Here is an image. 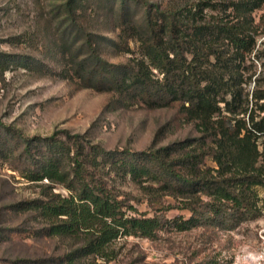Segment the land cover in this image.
Returning a JSON list of instances; mask_svg holds the SVG:
<instances>
[{"label": "trees", "instance_id": "16d2710c", "mask_svg": "<svg viewBox=\"0 0 264 264\" xmlns=\"http://www.w3.org/2000/svg\"><path fill=\"white\" fill-rule=\"evenodd\" d=\"M139 4L140 16L134 10ZM263 4L264 0H179L162 6L149 0H118V40L111 41L129 55L121 63L103 57L100 41L93 39L96 34L89 35V53L71 61L69 77L81 78L84 87L114 93L124 107L179 102L186 118L202 131L201 145L207 138L212 144L201 156L187 141L119 151L69 131L64 137L58 132L23 137L25 177L46 188L45 198L32 201L29 208L49 223L50 235L88 234L85 245L62 264H79L83 255L106 256L110 243L121 234L154 237L162 227L157 216L126 213L123 201L97 176L105 165L135 181L153 180L168 192L196 197L182 205L193 215L176 222L181 230L204 219L197 201L202 195L210 199L206 204L216 217L229 214L230 205L239 221L256 216L254 187L264 186V140L262 148L259 145L264 138V89L255 77L253 90H247L252 76L246 60L257 45L253 13ZM208 7L223 15H209ZM5 62L0 57V65ZM0 126L15 132L1 120ZM206 155L217 163L216 174L200 168ZM58 184L70 194L55 191Z\"/></svg>", "mask_w": 264, "mask_h": 264}, {"label": "rangeland", "instance_id": "374dc122", "mask_svg": "<svg viewBox=\"0 0 264 264\" xmlns=\"http://www.w3.org/2000/svg\"><path fill=\"white\" fill-rule=\"evenodd\" d=\"M117 1L0 0V57L6 61L0 65V120L15 131L10 134L0 126V264H62L88 239L86 232L50 235L49 223L29 208L32 201L45 198L46 188L25 177L23 137L56 132L64 137V131H69L119 151L187 141L201 156L212 144L207 138V144L201 145L202 131L186 118L179 102L156 108L124 107L114 93L84 87L81 78L68 76L71 61L89 53L91 33L96 34L94 41H100L97 46L103 57L113 63L127 61L129 55L111 41L118 40ZM149 1L166 6L179 0ZM134 10L140 16L143 6ZM206 13L223 15L211 7ZM253 17L257 45L246 60L252 76L247 85L250 92L255 77L264 89V4ZM131 46L136 47L134 41ZM263 140L259 139L261 148ZM204 163L199 164L201 169L216 174L213 168L218 166L211 155L204 157ZM97 176L123 201L127 214L157 216L162 227L154 237L121 234L110 243L106 256L83 255L79 264H254L264 230V186L254 187L259 209L255 217L239 221L231 205L229 214L216 217L206 204L210 199L202 195L197 201L204 219L181 230L176 222L193 215L182 205L196 197L168 192L153 180L135 181L109 165L97 170ZM55 191L70 194L63 184Z\"/></svg>", "mask_w": 264, "mask_h": 264}, {"label": "built area", "instance_id": "2783aa9c", "mask_svg": "<svg viewBox=\"0 0 264 264\" xmlns=\"http://www.w3.org/2000/svg\"><path fill=\"white\" fill-rule=\"evenodd\" d=\"M261 246L254 256V264H264V230L261 232Z\"/></svg>", "mask_w": 264, "mask_h": 264}]
</instances>
